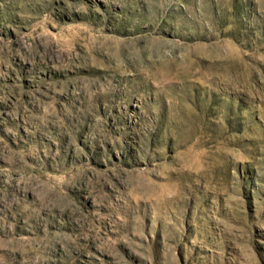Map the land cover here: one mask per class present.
Segmentation results:
<instances>
[{
	"label": "rangeland",
	"instance_id": "1",
	"mask_svg": "<svg viewBox=\"0 0 264 264\" xmlns=\"http://www.w3.org/2000/svg\"><path fill=\"white\" fill-rule=\"evenodd\" d=\"M0 264H264V0H0Z\"/></svg>",
	"mask_w": 264,
	"mask_h": 264
}]
</instances>
